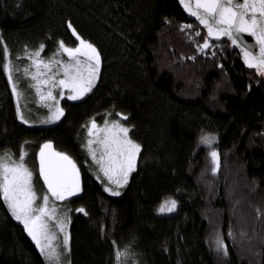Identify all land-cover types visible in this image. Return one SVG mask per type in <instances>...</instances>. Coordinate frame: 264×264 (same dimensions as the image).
<instances>
[{
    "label": "trees",
    "instance_id": "trees-1",
    "mask_svg": "<svg viewBox=\"0 0 264 264\" xmlns=\"http://www.w3.org/2000/svg\"><path fill=\"white\" fill-rule=\"evenodd\" d=\"M72 29L100 53L98 84L80 101H63L59 123L28 126L2 65L32 62L28 53L41 45L45 60L60 41L78 46ZM106 119L120 120L141 145L119 196L105 191L86 147L90 122ZM45 143L82 178L81 194L54 203L69 222L62 264H117L125 250L126 264H264V77L210 39L178 0H0V155L27 153L38 194L47 192L38 173ZM169 200L176 209L161 215ZM0 264H46L3 200Z\"/></svg>",
    "mask_w": 264,
    "mask_h": 264
},
{
    "label": "snow or ice",
    "instance_id": "snow-or-ice-1",
    "mask_svg": "<svg viewBox=\"0 0 264 264\" xmlns=\"http://www.w3.org/2000/svg\"><path fill=\"white\" fill-rule=\"evenodd\" d=\"M193 0H180V3L189 12V15L196 17L201 25L207 29L208 37L220 40L227 37L231 45L238 48L243 54L244 63L248 68H255L261 76H264V0H194L195 8L192 7ZM202 10V11H201ZM192 25H184V28H191ZM69 28L72 25L69 24ZM183 30V28H182ZM73 36L79 41L76 47H68L63 41L59 42L58 50L55 56L61 53L68 56L74 63H65L61 60L50 59L47 62L41 57L44 45L40 49L28 53V57L32 59V64L24 69L25 77H30L36 81L35 84L29 85L36 90L41 101L52 100L59 103L57 96L52 91L44 94L41 86L52 83L53 87L57 84L61 88L68 89L70 94L67 95L68 100H79L92 90L95 81L99 76L101 57L98 50L91 43L83 40L72 29ZM242 34L253 37L258 51L254 53L252 46L246 44ZM200 35L199 32L196 33ZM208 39L204 40L201 48H208ZM84 57L87 61L80 60L78 57ZM8 50L4 49V58L7 61ZM56 64L63 68V78L58 81L54 80V76L47 79H39L45 76L47 72H52V65ZM41 65L46 70L42 72ZM30 67H35L36 72L31 73ZM4 73L7 75L9 83L12 84L13 95L19 96L15 82L13 80V72L18 71L11 66L10 62L2 65ZM59 96L64 97V93L60 92ZM44 107H48L44 104ZM63 109L57 107L56 111L49 116L46 122H55L63 116ZM18 118L27 123L17 105ZM121 120H127L128 116L117 113ZM89 128V136L93 135V129H97L98 125L95 120L91 121ZM105 133L102 139L88 140L86 147L95 163L100 166V171L107 177L110 183L123 186L128 182L129 174L135 171V163L138 154L141 152V145L136 143L129 136L131 129L123 125L120 120H113L109 123L106 119L104 127L99 129ZM98 135V132H97ZM202 142L210 143L208 137L202 138ZM93 143H99L103 146V152L99 159L96 157V150L92 148ZM51 143H45L39 150V178L43 180V184L47 187V192L38 194L34 186V172L25 163L27 153L21 151L18 158H14L9 152L0 155V200L8 208L12 217L24 225V230L35 243L41 255L45 256L46 264H62V257L69 250V236L64 233V222L56 216V208H49L50 196L56 200H64L66 196L76 195L80 190L79 170L72 159L60 152H52ZM211 157L216 165L213 169L215 172L218 167V154L211 152ZM119 176L120 178L114 179ZM113 196H119V191L110 190ZM40 201L37 204V201ZM176 209V201H165L161 205L160 212H172ZM77 211L84 212V209ZM49 221L52 224H49ZM52 227L59 228L64 233L63 240L55 243L58 239L57 233L52 231ZM220 251L223 248L225 254L227 248L220 240H217ZM117 264H126L127 250L124 252L117 251L115 253ZM125 257V261L121 260Z\"/></svg>",
    "mask_w": 264,
    "mask_h": 264
},
{
    "label": "rangeland",
    "instance_id": "rangeland-1",
    "mask_svg": "<svg viewBox=\"0 0 264 264\" xmlns=\"http://www.w3.org/2000/svg\"><path fill=\"white\" fill-rule=\"evenodd\" d=\"M53 58L55 60H61V61L65 62V63H74V61L70 60L68 58V56L63 54V53H61V55H59V56H55V54H53L51 57L47 58L46 60L43 59L42 56L39 59H43L44 61L47 62L48 60L53 59ZM78 58L80 60L84 61L85 63H87V61H86V59L84 57L80 56ZM31 64H32V62H30V60L28 59V61L14 63L13 65H11L14 69H18V71H14L13 72V80L15 82V85L17 87L18 92L20 93L19 96H15L14 95L16 108H17V105L19 104V107H20V110H21V112H22V114L24 116V119L26 121H28V122L24 123L20 119L19 120L22 123H24V124H26L28 126L42 127V126L55 125V124L59 123L63 119L64 114H63V116L60 117V119L58 121H55V122H46V121H48L49 116H51L52 113L56 111L57 107L63 109L62 102L65 101V100H68L67 99V95H69L70 92H69L68 89L61 88L58 84L55 87H53L52 83H49L46 86L42 85L41 86V91L44 94H47L48 91H52L53 95L57 96L59 103L57 104L55 101H52V100L41 101L39 96L36 93L35 88L29 87V85L35 84L36 81H33V80L30 79V77H25V75H24V69L28 68ZM101 68H102V63H100V72H101ZM40 70L42 72H46V70L43 68V65H41V69ZM29 71L31 73H35L37 70H36L35 67H30ZM100 72H99V76H100ZM53 73H58L57 75L54 76V80L58 81L59 79L63 78V68H60L58 65L53 64L52 65V72H47L45 76H41V77H39V79H47L48 77L53 76ZM99 76L96 79L95 86L92 88V90L97 86L98 81H99ZM262 77H264V76H262ZM10 85H11V88H12V84H10ZM60 92L64 93V97L63 98H61L59 96ZM90 92H88L87 94H89ZM86 95H84L83 98ZM82 99H79V100H68V101L76 102V101H80ZM44 104H47L48 107H44ZM63 113H64V110H63ZM103 127L104 126H98L97 129H93L92 130L93 131V135L90 136V140H94L95 141L97 139H102L104 137L105 133L103 131H99V129H101ZM97 132H98V135H97ZM92 148L96 150V157H97V159H99L101 154H102V152H103V146L101 144H99V143H93L92 144ZM46 152H47V150H46ZM140 153L138 154V156L136 158L135 170L138 168V165H139ZM95 164L98 166V171H99V174H100L98 176V178L101 181L103 180L106 183L105 184L106 187L109 188L110 190L119 191L120 193H122L124 187L127 185L128 182L126 184H124L122 187L116 185L115 183H110L108 181L107 177L104 176L103 172L100 171V166L97 163H95ZM133 172L134 171H132L129 174L128 181H129V178H130V176H131V174ZM118 178H120V177L119 176L114 177V179H118ZM79 184H80V190H79V192L77 194H81V192L83 191L82 184L81 183H79ZM108 193L110 194L109 191H108ZM49 196H50L49 208L53 207L55 202H62L64 200L69 199L70 197H72V196H66V198L64 200L60 201V200H56L54 197H51L50 194H49ZM111 196H113V195H111ZM172 212H168V211L160 212L159 211V213L161 215L171 214ZM58 213H60V209H58L56 207V216L57 217H58V215H57ZM58 219L64 222V233H66L69 236V238H70L69 222H68L67 218L58 217ZM15 221L17 223H19L20 225L24 226L19 221H17V220H15ZM49 224L51 225L52 222L49 221ZM52 231L57 233L58 239L55 241V243H59L60 241L63 240L64 233H61L59 228L52 227ZM69 248H70V239H69Z\"/></svg>",
    "mask_w": 264,
    "mask_h": 264
},
{
    "label": "water",
    "instance_id": "water-1",
    "mask_svg": "<svg viewBox=\"0 0 264 264\" xmlns=\"http://www.w3.org/2000/svg\"><path fill=\"white\" fill-rule=\"evenodd\" d=\"M178 1H179L180 6L182 7L183 11L185 12L186 16L188 17V19L191 20V21L196 22L197 25H198V26H199V27H200V28H201V29L207 34V29H206L203 25H201V24L199 23V21L196 19V17L189 15V12H188V11L185 9V7L180 3V0H178ZM192 7L195 8L194 0H193V2H192ZM201 11H202V10H201ZM242 35H243V39L245 40L246 44L251 45V46H252V51H253L254 53H256V52L258 51V48H257V46L255 45V40H254V38L248 36L247 34H242ZM209 38L212 39V40H214V41H222V40H224L226 43L229 44L230 49H231L232 51H235V52H237V53L239 54V56H240V58H241V62H242L243 64H245V63H244V59H243V54L240 52V50H239L238 48H236V47H234V46L231 45V42L227 39V37H222L220 40H216V39H214V38H212V37H209ZM245 65H246V64H245ZM253 69H255V68H253ZM47 151L56 152V151L53 149V147H52L51 150H47ZM76 167H77V166H76ZM77 169H78V167H77ZM78 170H79V169H78ZM79 183L82 184V178H81L80 171H79Z\"/></svg>",
    "mask_w": 264,
    "mask_h": 264
}]
</instances>
